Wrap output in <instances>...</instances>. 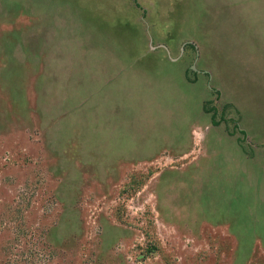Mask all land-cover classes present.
Listing matches in <instances>:
<instances>
[{
  "label": "rangeland",
  "instance_id": "rangeland-1",
  "mask_svg": "<svg viewBox=\"0 0 264 264\" xmlns=\"http://www.w3.org/2000/svg\"><path fill=\"white\" fill-rule=\"evenodd\" d=\"M136 1L0 0V264H264V0Z\"/></svg>",
  "mask_w": 264,
  "mask_h": 264
},
{
  "label": "trees",
  "instance_id": "trees-1",
  "mask_svg": "<svg viewBox=\"0 0 264 264\" xmlns=\"http://www.w3.org/2000/svg\"><path fill=\"white\" fill-rule=\"evenodd\" d=\"M135 3L137 4L138 7H140V5L137 3V1L135 0ZM145 15V14H144Z\"/></svg>",
  "mask_w": 264,
  "mask_h": 264
}]
</instances>
